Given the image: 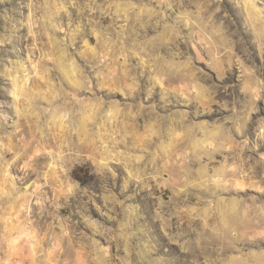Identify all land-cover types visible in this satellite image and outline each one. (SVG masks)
<instances>
[{
    "label": "rangeland",
    "instance_id": "374dc122",
    "mask_svg": "<svg viewBox=\"0 0 264 264\" xmlns=\"http://www.w3.org/2000/svg\"><path fill=\"white\" fill-rule=\"evenodd\" d=\"M0 264H264V0H0Z\"/></svg>",
    "mask_w": 264,
    "mask_h": 264
},
{
    "label": "water",
    "instance_id": "95a60500",
    "mask_svg": "<svg viewBox=\"0 0 264 264\" xmlns=\"http://www.w3.org/2000/svg\"><path fill=\"white\" fill-rule=\"evenodd\" d=\"M30 183H27L24 185V188L26 189L27 187H29Z\"/></svg>",
    "mask_w": 264,
    "mask_h": 264
}]
</instances>
